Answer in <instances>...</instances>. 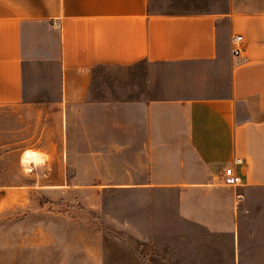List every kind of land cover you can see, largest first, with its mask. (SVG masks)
I'll return each instance as SVG.
<instances>
[{"label": "crops", "instance_id": "obj_1", "mask_svg": "<svg viewBox=\"0 0 264 264\" xmlns=\"http://www.w3.org/2000/svg\"><path fill=\"white\" fill-rule=\"evenodd\" d=\"M231 1L178 12L151 0H0V105L52 98L74 120L70 159L88 162L77 186L148 196L150 234L137 239L166 228L192 241L173 250L182 264L264 263L240 249L251 193L264 190V0ZM140 62L155 97H94L98 67ZM229 165L239 185L224 182ZM30 189L0 188V264H62L45 231L31 239Z\"/></svg>", "mask_w": 264, "mask_h": 264}, {"label": "rangeland", "instance_id": "obj_2", "mask_svg": "<svg viewBox=\"0 0 264 264\" xmlns=\"http://www.w3.org/2000/svg\"><path fill=\"white\" fill-rule=\"evenodd\" d=\"M151 1L159 10L178 12L216 11L238 3ZM149 70L146 62L128 67L100 66L94 72V97H155L158 92L156 85H150ZM37 99L47 102L0 105V188H31V239L39 228L45 231L51 241L48 246L53 250L55 243L57 250L61 247L62 264H182L181 257H173V250L184 246L189 252L194 246L192 241H173L166 228H156L154 240L137 239L141 234H150V226L142 223L150 208L148 196L116 188L77 186L87 182L88 162L70 159L68 124L74 120L68 122L52 98ZM29 149L41 152L38 163L24 161ZM93 174L97 171H91ZM248 214L251 234L242 236L240 249L249 263L252 258L264 260V190L251 193ZM190 259L188 256L185 264H191Z\"/></svg>", "mask_w": 264, "mask_h": 264}, {"label": "built area", "instance_id": "obj_3", "mask_svg": "<svg viewBox=\"0 0 264 264\" xmlns=\"http://www.w3.org/2000/svg\"><path fill=\"white\" fill-rule=\"evenodd\" d=\"M242 43L243 36L241 34L233 38L232 50L234 54H240L242 52ZM224 182L228 185H239L242 182V178L235 172L233 166L229 165L224 168Z\"/></svg>", "mask_w": 264, "mask_h": 264}, {"label": "bare ground", "instance_id": "obj_4", "mask_svg": "<svg viewBox=\"0 0 264 264\" xmlns=\"http://www.w3.org/2000/svg\"><path fill=\"white\" fill-rule=\"evenodd\" d=\"M24 161L38 163L40 161V154L35 150H27L23 156Z\"/></svg>", "mask_w": 264, "mask_h": 264}]
</instances>
